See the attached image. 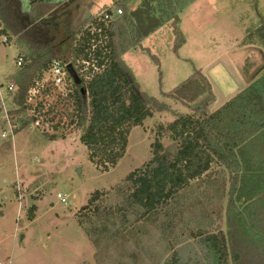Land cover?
I'll list each match as a JSON object with an SVG mask.
<instances>
[{"label":"rangeland","instance_id":"obj_1","mask_svg":"<svg viewBox=\"0 0 264 264\" xmlns=\"http://www.w3.org/2000/svg\"><path fill=\"white\" fill-rule=\"evenodd\" d=\"M116 1L73 0L68 9L62 7L63 1L55 13L59 16L53 31L56 59L72 61L70 54H65L73 49L83 29L84 22L78 23L97 9L94 16L117 8ZM175 6L184 37L178 54L170 22L145 37L141 47L122 55L141 92L158 99L167 112L155 113L131 131L126 154L116 167L91 160V151L81 142L72 101L54 93L45 97L47 106L36 110L41 126L29 124L0 147V263L12 252L16 264H164L178 252L184 264H209L201 237L223 232L230 243L238 235L230 231L228 220L233 173L218 166L182 191L157 216L123 218L118 212L134 192L127 180L153 159L159 126L190 112L164 93L174 90L195 70L210 73L217 65L225 68L238 87L241 80L234 63L243 64L245 81H254L247 80L246 73L264 71V43L258 38V30L264 26V0H197L191 5L175 0ZM161 10L167 12L158 3L151 6L148 0H137L128 5L123 16L136 11L159 18ZM152 25L145 22L144 27ZM15 43L0 45V82L17 71L19 50ZM217 70L213 77L220 78L223 72ZM216 80L227 88H218L210 112L224 105L226 90L231 89L226 81ZM161 142L167 151L176 150L168 135ZM59 194L67 203L60 202ZM244 195L242 192L236 204L240 210L246 206ZM110 212L114 215L109 216ZM256 218L264 223V212ZM231 225L235 229L233 221ZM229 247V264H247L245 252Z\"/></svg>","mask_w":264,"mask_h":264},{"label":"trees","instance_id":"obj_2","mask_svg":"<svg viewBox=\"0 0 264 264\" xmlns=\"http://www.w3.org/2000/svg\"><path fill=\"white\" fill-rule=\"evenodd\" d=\"M63 1L66 0H0V36L8 37L9 41L14 37L24 58L23 66L16 67L17 71L5 80L18 89L14 103L20 108L17 114L22 118V129L37 119L35 114L34 117L28 114L24 105L28 90L56 59L53 35L56 24L45 16ZM135 1L117 0L116 7L127 13L128 5ZM195 1L185 0V4ZM154 3L167 12L161 10L158 18L150 12L135 11L118 19L102 34L92 35L86 28L96 23L97 15L84 22L69 55L73 62L84 60L91 64L88 72L91 79L75 88L67 99L72 101L77 113L75 121L82 131L81 142L91 151V160L104 167H116L124 158L133 129L143 126L155 113L167 112V107L158 99L141 92L132 70L122 58L128 49L141 47L145 37L170 22L176 38L175 54L183 46L175 0H148L149 5ZM145 22L153 25L144 27ZM258 31L262 44L264 26ZM163 95L190 112L178 114L167 126H159L152 146L153 159L127 180L132 182L134 192L128 194L118 212L123 218L132 214L157 216L182 191L207 176L214 166L227 169L233 173L228 220L230 231L238 235L230 243L223 232L201 237L206 258L209 264H229L231 244L234 250L245 252L247 264H264V223L256 218L264 212V75L215 112H210L216 99L213 85L202 70H195L183 83ZM42 106L41 103L39 108ZM166 135L176 144L174 152L167 151L161 142ZM241 184L243 198L247 200L243 210L236 206L241 200ZM174 255V260L164 264H184L178 252Z\"/></svg>","mask_w":264,"mask_h":264},{"label":"built area","instance_id":"obj_3","mask_svg":"<svg viewBox=\"0 0 264 264\" xmlns=\"http://www.w3.org/2000/svg\"><path fill=\"white\" fill-rule=\"evenodd\" d=\"M124 11L119 8L108 9L98 14L96 23L89 24L86 28L90 34H102L106 32L110 26L118 19L123 17ZM106 40L107 36L104 37ZM8 37L0 36V45L7 44ZM101 43V42H100ZM96 45H94V48ZM24 64V58L19 54L16 60L15 66L17 68L22 67ZM72 65L77 75L84 84L85 81L91 79V64L84 60H77L73 62L71 60L55 59L47 70H44L32 83L28 90L25 107L28 108V112H32L33 115L42 103L43 106H47L45 97H49L51 94H55L58 98L67 99L73 90L79 87L72 78L68 66ZM94 67V66H92ZM17 87L12 84H7L5 81L0 82V147L6 142L12 141L20 130H22V118L17 114L20 108H17L14 103L15 94L17 93ZM31 115V114H30ZM18 116V117H17ZM36 121L33 122L34 126L40 127V118L36 116ZM58 199L61 203H67V198L59 194Z\"/></svg>","mask_w":264,"mask_h":264},{"label":"crops","instance_id":"obj_4","mask_svg":"<svg viewBox=\"0 0 264 264\" xmlns=\"http://www.w3.org/2000/svg\"><path fill=\"white\" fill-rule=\"evenodd\" d=\"M73 0H66V1H64V3L62 4V7L63 6H65L66 7V9H68V5H69V3L70 2H72ZM61 5V4H60ZM102 6H100L99 8H101ZM137 7V5L135 6V8ZM80 8V7H79ZM134 8V9H135ZM57 9H58V7H56V8H53L52 9V11L49 13V14H47V16H45V19H47V20H49V21H52V22H58L57 21V19L59 18V16L58 15H56L55 13H56V11H57ZM62 10H64L63 8L61 9V11ZM99 9H97V11H98ZM97 11H94L93 13H92V15L91 14H89L87 17H85L83 20H81L79 23H78V26H79V24L81 23V22H86V21H88V20H90L95 14H96V12ZM66 16H67V14H65ZM48 16H50V18L48 17ZM48 17V18H47ZM69 19V21H67L68 23H69V25H70V22H71V20H70V17L68 18ZM78 22V21H77ZM181 23V22H180ZM57 24V23H56ZM68 26V25H67ZM160 29V28H159ZM70 37V36H69ZM12 39H13V41H8V43H7V45L8 44H11V45H13L14 43H15V41H16V39L14 38V37H12ZM237 40V39H236ZM6 45V44H5ZM15 45H16V43H15ZM247 45H249V44H247ZM17 46V45H16ZM17 48H18V46H17ZM18 50H19V54H20V52H21V50L18 48ZM238 52H240V53H243L244 55H246V53H245V51L244 50H242V51H240V50H238V49H236ZM69 51V50H68ZM71 51V50H70ZM70 51L67 53V54H65V56L67 57L69 54H70ZM18 54V55H19ZM245 57V56H244ZM234 65L237 67V73H236V75H237V78H238V80H241V85H240V87H238V86H236L233 82L234 81H232V77L229 75V73H226L225 71V68L224 67H220V65H217L214 69H213V71H211L210 73L208 72H203V74L205 75V76H207L208 77V79L210 80V82L212 83V85H213V89H214V93H215V96H216V91L217 90H219L218 88H227V86L225 85V84H222L221 83V81H220V83L216 80V79H220V80H223V81H226L227 82V84L229 85V86H231V89L230 90H226V97L225 98H227V101L226 102H228L229 100H231L232 98H234L235 96H236V94H240V93H242L243 91H245L253 82H255L256 80H258L259 78H261L263 75H264V71H262V72H260V73H258V74H254V73H246L245 75H247L248 76V78H247V80H251V79H253L254 81H245V79H244V77H243V75H244V73H243V75H242V72H241V68H242V65L243 64H236V63H234ZM217 69H220L221 70V72H223V76L221 75L220 76V78H216V77H213V75H215V73L214 72H216V70ZM218 71V70H217ZM8 77H6L5 78V80L7 79ZM216 78V79H215ZM225 90V89H224ZM231 96V97H230ZM225 102V103H226ZM224 103V104H225ZM222 107V106H221ZM220 107V108H221ZM0 264H16V260H15V257H14V253H12V252H7V255H6V259L3 261V262H1Z\"/></svg>","mask_w":264,"mask_h":264},{"label":"water","instance_id":"obj_5","mask_svg":"<svg viewBox=\"0 0 264 264\" xmlns=\"http://www.w3.org/2000/svg\"><path fill=\"white\" fill-rule=\"evenodd\" d=\"M68 70L72 76V78L74 79L75 83L80 86L82 84L81 79L79 78V76L77 75L76 71L74 70L73 66L70 65L68 66Z\"/></svg>","mask_w":264,"mask_h":264}]
</instances>
